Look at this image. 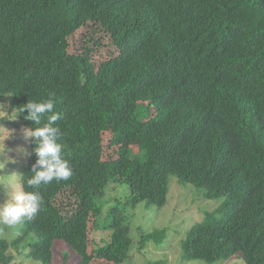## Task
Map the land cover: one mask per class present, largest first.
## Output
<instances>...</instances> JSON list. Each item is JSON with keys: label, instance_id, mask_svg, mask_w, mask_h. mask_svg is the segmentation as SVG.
I'll return each instance as SVG.
<instances>
[{"label": "trees", "instance_id": "1", "mask_svg": "<svg viewBox=\"0 0 264 264\" xmlns=\"http://www.w3.org/2000/svg\"><path fill=\"white\" fill-rule=\"evenodd\" d=\"M87 24L109 39L107 59L51 40ZM3 93L27 129L35 125L19 108L55 97L72 176L29 187L30 138L19 186L38 192L42 208L0 238V264L13 251L50 264L56 240L83 264L123 263L134 245L130 221L120 205L104 215L100 197L127 185L131 206L162 209L169 175L206 200L223 198L188 229L183 262L240 254L244 264H264V0H0ZM62 193L70 207L56 205ZM101 216L104 245L87 252L90 221L94 231ZM165 231L143 233L138 249L161 244Z\"/></svg>", "mask_w": 264, "mask_h": 264}, {"label": "rangeland", "instance_id": "2", "mask_svg": "<svg viewBox=\"0 0 264 264\" xmlns=\"http://www.w3.org/2000/svg\"><path fill=\"white\" fill-rule=\"evenodd\" d=\"M51 40L56 44H62L68 40L69 53L78 54L85 47L90 46L95 50L92 54L95 62L107 59L112 54L109 39L93 24H87L79 28L68 38L64 32H60ZM96 40L98 43L94 44ZM137 116L141 120L146 118L144 112H138ZM26 130L27 128L18 119L12 94H0V142L4 145L3 154L0 155V162L4 163V167L0 165V203L6 200V193L11 189L20 190L19 180L27 160L30 142V138L25 135ZM109 151L105 146L104 157H107ZM132 151L134 152V150ZM113 188V185H111L106 195L100 197L106 204L103 208V214L105 215L115 205L124 208L128 221H130L129 235L134 244L129 252V257L121 264H154L158 261L161 263L157 264H244L240 254L232 255L227 259H221L214 263L201 260L182 261L181 243L185 239L188 229L194 223L211 216V213L222 204L223 198L206 200L202 191L192 185L180 183L173 175L168 177L166 204L162 209H156L152 206L146 207L145 202L133 207L129 204L130 193L127 185H118L114 191H111ZM71 204L72 202L66 198L65 193L58 195L56 205L65 208L70 207ZM102 218V216L98 218L100 226L96 227L94 231V224L90 221L87 252L91 253L94 246L98 248L104 245V242H101L100 239L107 235L108 231L103 227ZM0 229V236H3L0 238L11 239L15 236L9 226L0 224ZM163 229L166 231L161 244L155 245L152 241H149L143 250L138 249V242L143 233ZM16 253L13 251L14 256L10 264H41L23 255H16ZM50 264L83 263L76 252L65 242L56 240L52 246ZM87 264L111 263L101 259H93Z\"/></svg>", "mask_w": 264, "mask_h": 264}, {"label": "clouds", "instance_id": "3", "mask_svg": "<svg viewBox=\"0 0 264 264\" xmlns=\"http://www.w3.org/2000/svg\"><path fill=\"white\" fill-rule=\"evenodd\" d=\"M56 103L55 97L49 96L42 101L28 100L19 108L20 113L27 111L24 118L35 125L25 131L26 137L32 139L36 157L31 167L32 175L27 179L31 188L52 181H67L72 176V168L62 155L63 145L59 142L62 132L56 122L61 119V113L55 111ZM3 151L4 145L0 142V155ZM0 165L4 167L3 162ZM6 196V200L0 203V224L16 226L33 220L41 211L43 200L38 192L11 189Z\"/></svg>", "mask_w": 264, "mask_h": 264}]
</instances>
